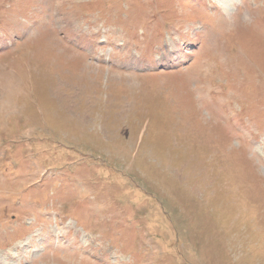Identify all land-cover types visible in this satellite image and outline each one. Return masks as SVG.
<instances>
[{
	"label": "rangeland",
	"instance_id": "374dc122",
	"mask_svg": "<svg viewBox=\"0 0 264 264\" xmlns=\"http://www.w3.org/2000/svg\"><path fill=\"white\" fill-rule=\"evenodd\" d=\"M0 264H264V0H0Z\"/></svg>",
	"mask_w": 264,
	"mask_h": 264
}]
</instances>
